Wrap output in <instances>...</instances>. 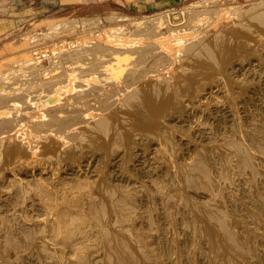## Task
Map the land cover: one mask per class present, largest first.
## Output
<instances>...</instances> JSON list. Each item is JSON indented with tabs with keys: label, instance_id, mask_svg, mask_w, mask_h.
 I'll list each match as a JSON object with an SVG mask.
<instances>
[{
	"label": "bare ground",
	"instance_id": "obj_1",
	"mask_svg": "<svg viewBox=\"0 0 264 264\" xmlns=\"http://www.w3.org/2000/svg\"><path fill=\"white\" fill-rule=\"evenodd\" d=\"M262 1L0 76V264H264Z\"/></svg>",
	"mask_w": 264,
	"mask_h": 264
},
{
	"label": "rangeland",
	"instance_id": "obj_2",
	"mask_svg": "<svg viewBox=\"0 0 264 264\" xmlns=\"http://www.w3.org/2000/svg\"><path fill=\"white\" fill-rule=\"evenodd\" d=\"M256 2L259 4L261 0H186L179 5L145 12L128 7L126 0H0V76L3 73L6 75L10 69L14 72L20 67L24 68L37 56L47 65L50 57L56 56L54 47L61 45L59 43L63 41L97 40L101 38L98 33L119 25H128L132 21L147 20L146 23H151V19L153 22L162 16L169 20L178 16L185 19L187 14L189 15L186 18L191 17L190 13L203 16L224 9L225 12L234 13L237 11H234L235 7L248 10L252 5H256ZM210 9L214 10L211 12ZM203 11L206 13L201 15L199 12ZM45 49L47 53L43 51ZM2 80L0 77V83Z\"/></svg>",
	"mask_w": 264,
	"mask_h": 264
},
{
	"label": "crops",
	"instance_id": "obj_3",
	"mask_svg": "<svg viewBox=\"0 0 264 264\" xmlns=\"http://www.w3.org/2000/svg\"><path fill=\"white\" fill-rule=\"evenodd\" d=\"M186 0H126L128 7L135 11H157L159 9L179 5Z\"/></svg>",
	"mask_w": 264,
	"mask_h": 264
}]
</instances>
